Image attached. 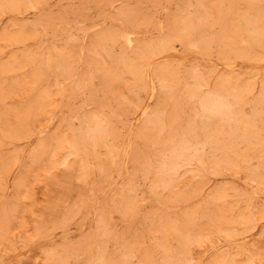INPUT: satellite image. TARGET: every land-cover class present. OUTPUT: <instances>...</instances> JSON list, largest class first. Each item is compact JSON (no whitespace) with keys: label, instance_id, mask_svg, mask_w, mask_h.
I'll return each mask as SVG.
<instances>
[{"label":"rangeland","instance_id":"374dc122","mask_svg":"<svg viewBox=\"0 0 264 264\" xmlns=\"http://www.w3.org/2000/svg\"><path fill=\"white\" fill-rule=\"evenodd\" d=\"M0 264H264V0H0Z\"/></svg>","mask_w":264,"mask_h":264},{"label":"bare ground","instance_id":"6f19581e","mask_svg":"<svg viewBox=\"0 0 264 264\" xmlns=\"http://www.w3.org/2000/svg\"><path fill=\"white\" fill-rule=\"evenodd\" d=\"M129 40V39H128ZM131 42V41H130Z\"/></svg>","mask_w":264,"mask_h":264}]
</instances>
